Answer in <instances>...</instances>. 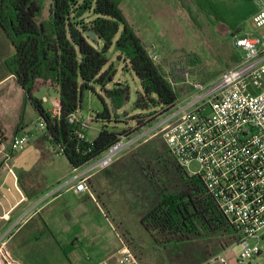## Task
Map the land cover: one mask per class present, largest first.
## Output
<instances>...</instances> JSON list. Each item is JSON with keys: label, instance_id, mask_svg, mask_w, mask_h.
Wrapping results in <instances>:
<instances>
[{"label": "rangeland", "instance_id": "obj_1", "mask_svg": "<svg viewBox=\"0 0 264 264\" xmlns=\"http://www.w3.org/2000/svg\"><path fill=\"white\" fill-rule=\"evenodd\" d=\"M212 1L221 11L224 22L214 15L197 11L192 0L186 2L192 7L196 21L180 0L121 1L126 18L146 45L153 41L159 46V58L164 60L160 62L159 59L160 64L164 66L169 81L182 91L187 88V83L181 82L186 73L189 74V80L209 81L233 66L234 56L242 55V51L235 46L237 35L264 33V26L255 28L252 25L257 11L255 0ZM187 53L197 54L202 65L191 64L187 60L190 57ZM119 55L114 45L107 51L109 62L114 63L117 69L116 82L129 86V100L120 110V117L113 119L114 123L109 126L114 124V128L122 132L125 128L135 127L136 122L132 118L134 114H147L150 110L133 107L138 92L141 91L140 81L134 73L125 69V63ZM183 61L185 66L181 65ZM217 71L215 76H209V73ZM193 73L195 76H192ZM93 86V89L84 91L83 101L77 112L84 118L96 117L97 111L104 107V101L109 104L100 86L96 83ZM45 89H49L45 96L50 102H45L44 105L52 107L51 101L57 100L54 89L43 87L36 95L41 97ZM257 92L258 89L254 91ZM153 109L159 110L155 107ZM174 111L175 108H172L163 113L134 134L147 132ZM40 120L33 104L26 99L24 91L14 79L0 83V140L1 143L5 139L8 141L7 149H1L0 161L5 153L10 154L6 167L0 173V179H6L4 189L0 191L1 204L7 203L11 195L12 191L7 188L12 186V172L16 173L18 167L25 171L24 174L35 179L39 188L46 187L39 199L64 186L70 179L66 156L52 150L49 140L42 136L44 129L38 124ZM102 126L103 122L94 120L87 129V139L92 140ZM17 132L27 134L29 142L24 148L10 152L9 141ZM157 138L161 140L159 133L148 135L144 141L141 140L121 154V157L125 155V162L111 165L108 171L89 180L95 186L93 189L89 188L93 195L90 197L92 202L77 203L71 197L56 199L43 210L40 218L25 225L14 239L7 241L4 247L9 258L16 264H95L106 258L109 250L119 248L120 237L130 246L141 264H220L218 260H214L219 254L234 261L236 256L231 249L217 250V238H191L169 244L160 240L161 243H158L159 240H154L141 225L140 216L156 201L154 189L161 184V178L172 190L180 187L169 162L165 167L156 168L158 165L154 164V159L148 156L145 149L140 153L139 163L136 157H131L142 142ZM160 144L164 147L163 140ZM161 159L160 157L158 161H162L160 165L164 166ZM146 167L155 170L154 177H151L154 182L144 175L142 169ZM183 169L188 175H193L199 169V164L191 162ZM148 173L151 175L149 171ZM61 210L66 218L70 217L68 221L60 218L61 214L58 212ZM64 211H68L69 216ZM121 221L128 226L130 232ZM125 232L127 238L124 236ZM160 238L162 236L158 237ZM259 246L260 252L249 260L251 264H264V234Z\"/></svg>", "mask_w": 264, "mask_h": 264}, {"label": "trees", "instance_id": "obj_2", "mask_svg": "<svg viewBox=\"0 0 264 264\" xmlns=\"http://www.w3.org/2000/svg\"><path fill=\"white\" fill-rule=\"evenodd\" d=\"M121 1L0 0V26L14 47L13 53L5 59L6 70L45 123L42 136L49 140L54 150L67 157L73 168H80L100 156L120 135H132L149 125L171 110L178 98L191 91V85L182 91L169 81L164 66L152 58L147 45L126 18ZM180 1L196 21L192 7L186 0ZM192 2L200 13L214 15L224 22L212 0ZM113 45L120 53L125 69L140 81L141 91L133 107L150 110L147 114H134L135 127L125 128L122 132L117 131L114 124L109 126L114 123L113 119L120 117V110L129 100V86L115 81L117 69L107 56ZM187 55L191 64L202 65L197 54ZM233 59L236 63L241 56ZM217 73H209V76ZM93 83L100 86L109 104L101 97L104 107L92 122L101 121L103 126L92 140H88L87 129L71 123L69 117L78 112L84 91L93 89ZM43 87L57 91V114L45 107L42 98L36 95ZM77 130L86 137L81 138ZM162 140V137L161 140H145L131 157H136L139 163L140 153L145 149L158 165L156 168L165 167L169 162L180 187L172 190L161 178V184L154 189L156 201L140 216L143 228L154 240H159L158 243L160 240L169 244L191 238H217V250L235 244L239 239L236 229L207 192L200 176L188 175L171 155L164 140V147L160 144ZM160 157L164 166L158 161ZM142 170L148 180L154 182L151 177L155 170L147 167ZM88 187L93 189L95 186L89 182ZM159 236L162 238L158 239Z\"/></svg>", "mask_w": 264, "mask_h": 264}, {"label": "built area", "instance_id": "obj_3", "mask_svg": "<svg viewBox=\"0 0 264 264\" xmlns=\"http://www.w3.org/2000/svg\"><path fill=\"white\" fill-rule=\"evenodd\" d=\"M255 3L257 11L252 25L259 28L264 26V1ZM235 46L242 51L238 62L209 81L189 80V74H184L181 82L191 85V91L176 100L172 107L175 111L168 118L143 134L120 135L85 165V172L108 168L126 149L148 135L159 133L182 167L191 162L199 164L193 175L200 176L207 192L239 235L238 241L226 248L235 254L234 261L221 254L214 260L220 264H251L249 260L260 252L264 234V33L236 36ZM150 55L159 62L154 51ZM181 65L185 66V62ZM256 89L259 92L254 93ZM53 105L52 113L57 114L58 100ZM69 121L84 129L92 124L91 117L84 118L77 112ZM38 124L45 128L43 120ZM77 134L86 137L81 130ZM29 139L25 133L14 134L8 150L24 148ZM72 181L75 192L89 191L82 174ZM21 220L0 233V264H16L4 246ZM119 239L116 252L95 264H141L125 240Z\"/></svg>", "mask_w": 264, "mask_h": 264}, {"label": "crops", "instance_id": "obj_4", "mask_svg": "<svg viewBox=\"0 0 264 264\" xmlns=\"http://www.w3.org/2000/svg\"><path fill=\"white\" fill-rule=\"evenodd\" d=\"M255 14H256V12H255ZM245 34H247V33H245ZM245 34L243 33V34H240L237 36H241V35H245ZM139 37H140V35H139ZM147 49H148L149 53L154 51L158 55V57H161V55L159 53L160 52L159 46L155 42L150 41V43L147 45ZM13 51H14V47H13L10 39L8 38L6 32L3 30V28L0 26V83H4L6 80H10V79L15 80V78L7 72L6 67H5V63H4L5 59L9 55H11L13 53ZM163 61L164 60L160 59V62H163ZM234 64H235V62H234ZM192 76H195L194 73L192 74ZM48 91H49V89H45V92L41 96L44 103L50 102L49 99L45 96L46 93H48ZM54 94H55V98H57V100H58V93L56 90H54ZM51 104H52V107L50 106L47 108L50 111H53L54 105H53L52 101H51ZM99 111H100V109H99ZM17 133H15V134H17ZM86 136H87V132H86ZM6 143H8L7 139L3 140L2 143H0V150L2 149L4 151L5 149H7ZM52 150H54V149L52 148ZM54 151H56V150H54ZM50 153L52 154V152H50ZM50 153H48V157H49ZM124 156H122V157L120 156L112 164V166H116V165L122 163ZM9 158H10V156L9 157H6L5 155L3 156V159L0 161V173H1V170L6 167L7 162L9 161ZM66 159H67V157H66ZM67 162H68V167H69L68 169H69L70 179L64 184V186H61V187L51 191L50 193L44 195L41 199H39V197L41 195H43V192L46 189V187H40L39 188V185L37 184L36 180L33 179L32 177H29V175L27 173L24 174L25 171L19 167L17 168L16 173L12 172L13 173V175H12L13 176L12 186L7 188L8 191H10V192L12 191L11 195H10L7 203L1 204L2 200L0 199V204H1L0 205V233H4L8 229H10L11 226L13 224H15V222L17 220H19L21 218L23 220L20 221V223L11 230L9 239L7 241H9L10 239H14L16 237V235L22 230V228L25 225L29 224L32 221H36L38 218H40L43 210H45L48 206H50L56 199H59L61 197H67V198L71 197L73 199V201L77 202V203H84L86 201L92 202L90 200V197L93 195H92L90 189H89V191L82 192V193L81 192L77 193L74 191V189H73L74 182L72 181L73 178L78 174H82L86 178V182L88 184L89 182H91L89 180L95 178L97 176V174L104 172V170H106V169L109 170L110 167H112V166H110L106 169H102V170L95 171V172H85L86 171L85 165L80 167V168H73L68 159H67ZM5 181H6L5 177L2 180L0 179V191L4 189V186L6 184ZM34 201H36V202H34ZM64 212L68 215V211H64ZM58 214H61L60 218H62L63 220L68 221L70 218V217L66 218V216L63 215L62 210H61V212H58ZM53 218L55 219L56 217H53ZM44 225H47V224L44 223ZM122 225L125 227V229H128V226L126 227L124 222H122ZM128 232H130L129 229H128ZM124 236L127 238V232H125ZM115 252H116V250H109V252L106 254V257L111 256Z\"/></svg>", "mask_w": 264, "mask_h": 264}, {"label": "water", "instance_id": "obj_5", "mask_svg": "<svg viewBox=\"0 0 264 264\" xmlns=\"http://www.w3.org/2000/svg\"><path fill=\"white\" fill-rule=\"evenodd\" d=\"M89 33H90V35H91L93 38H95V35H94V33H93L92 31H89Z\"/></svg>", "mask_w": 264, "mask_h": 264}]
</instances>
